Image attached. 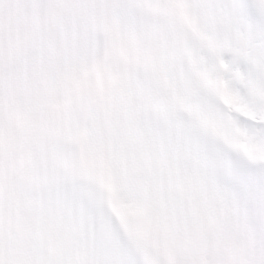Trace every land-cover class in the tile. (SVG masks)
<instances>
[{"label": "snow or ice", "instance_id": "snow-or-ice-1", "mask_svg": "<svg viewBox=\"0 0 264 264\" xmlns=\"http://www.w3.org/2000/svg\"><path fill=\"white\" fill-rule=\"evenodd\" d=\"M0 264H264V0H0Z\"/></svg>", "mask_w": 264, "mask_h": 264}]
</instances>
